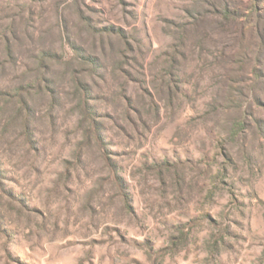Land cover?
Here are the masks:
<instances>
[{
  "label": "rangeland",
  "instance_id": "rangeland-1",
  "mask_svg": "<svg viewBox=\"0 0 264 264\" xmlns=\"http://www.w3.org/2000/svg\"><path fill=\"white\" fill-rule=\"evenodd\" d=\"M0 264H264V0H0Z\"/></svg>",
  "mask_w": 264,
  "mask_h": 264
},
{
  "label": "trees",
  "instance_id": "trees-1",
  "mask_svg": "<svg viewBox=\"0 0 264 264\" xmlns=\"http://www.w3.org/2000/svg\"><path fill=\"white\" fill-rule=\"evenodd\" d=\"M222 15L223 17L226 19V20H229L232 16V13L229 11V10H224L222 11ZM242 127V123L239 122V121H236L233 125V129L236 130V129H239Z\"/></svg>",
  "mask_w": 264,
  "mask_h": 264
}]
</instances>
